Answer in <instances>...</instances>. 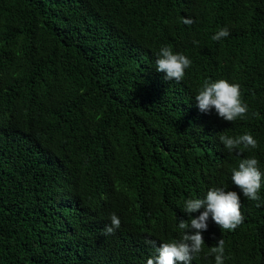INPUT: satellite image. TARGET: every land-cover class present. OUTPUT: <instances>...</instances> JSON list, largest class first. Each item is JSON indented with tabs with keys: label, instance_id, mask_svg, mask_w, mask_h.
I'll list each match as a JSON object with an SVG mask.
<instances>
[{
	"label": "trees",
	"instance_id": "obj_1",
	"mask_svg": "<svg viewBox=\"0 0 264 264\" xmlns=\"http://www.w3.org/2000/svg\"><path fill=\"white\" fill-rule=\"evenodd\" d=\"M163 46L191 60L182 81L156 71ZM221 79L246 117L198 109ZM245 133L258 147L239 155L219 139ZM253 157L264 174V0H0V264H146L213 187L240 195L244 221L209 217L191 264H215L220 239L224 264H264V179L260 201L231 180Z\"/></svg>",
	"mask_w": 264,
	"mask_h": 264
},
{
	"label": "clouds",
	"instance_id": "obj_2",
	"mask_svg": "<svg viewBox=\"0 0 264 264\" xmlns=\"http://www.w3.org/2000/svg\"><path fill=\"white\" fill-rule=\"evenodd\" d=\"M182 22L190 25L193 21L189 18H182ZM230 35L229 30L221 28L211 38L213 41H220ZM198 44V41H193ZM191 60L183 54L173 53L170 46H163L157 53L155 69L164 73L165 80L180 82L185 76V71L191 66ZM197 107L201 112L207 113L215 109L217 115L228 122H233L238 118H244L248 112L247 104L241 100L240 85L229 83L227 80H217L210 82L205 80L201 90L195 96ZM219 139L224 147L229 151H237L241 154L244 149H256L257 140L250 134L245 133L236 137L220 135ZM259 161L256 158L241 159L238 168L232 170L231 180L244 197L251 201H260L259 191L264 174L261 173ZM205 198H190L184 202V211L188 214L195 213L203 209L200 215L191 220L183 215H177L179 219L178 228L182 231L176 237V241L160 244L156 249L157 254L147 259L146 264H191L194 257L204 248L202 233L207 231L208 220H211L225 231H234L244 221L242 215L240 195L236 191H226L221 187L210 188L206 192ZM197 197H200L198 195ZM257 207L261 204L257 203ZM160 217L157 211H153L150 221H156ZM121 221L118 216H110V225L104 229L106 235H112L120 228ZM153 231V230H152ZM149 231L145 240L152 233ZM143 241V242H144ZM154 244V241H146ZM214 255L215 264H224L225 242L223 239L217 241V246L209 249ZM150 255V254H149ZM148 255V256H149Z\"/></svg>",
	"mask_w": 264,
	"mask_h": 264
}]
</instances>
